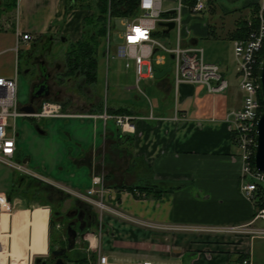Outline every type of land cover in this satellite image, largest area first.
<instances>
[{"label": "crops", "instance_id": "obj_1", "mask_svg": "<svg viewBox=\"0 0 264 264\" xmlns=\"http://www.w3.org/2000/svg\"><path fill=\"white\" fill-rule=\"evenodd\" d=\"M67 1H17L14 23L10 28L0 26V75L11 77L20 72L17 58L21 51L19 49L16 52L14 49L19 40V31L32 35L33 40L28 42L52 36L54 47L58 43L64 46L58 47L60 56L64 59L68 53L71 54L68 55L69 58L76 60V54L71 51L76 49V43L82 38L84 18L94 10L88 6H75L76 8L66 12ZM178 1L162 0L164 13H168L164 16V22L169 21ZM206 1L207 8L199 14L192 12L185 4L182 13V45L200 46L204 49L202 41L207 46L230 41L233 47L230 35L238 28L239 22L248 17L252 0ZM80 2L82 3L79 0L73 1L75 5ZM242 13L246 16L238 17ZM162 27L167 33L172 30ZM173 30L176 31V43L177 30ZM106 40L102 44L100 57L107 59ZM28 42L21 41L25 47ZM168 59L169 57L164 67L171 65ZM208 62L219 64L226 75L221 62ZM125 67L133 68L135 74L134 61H131L129 67ZM165 76L161 77L163 81L160 87L164 92L161 102L151 103V112L142 111L134 103L110 105L106 97L110 109L126 107L131 114L146 117L135 120L136 129L133 133H122L114 121L109 124V120L105 122L99 116H92L104 112V103H85L84 109L78 108V103H69L70 108H74V112H69V119L82 122H86V119L93 120L90 137H73L79 145L84 142L89 144L88 147L80 146L78 155L72 157L76 166L88 168V173H85L87 180L82 177L71 180L72 185H77V188H73L54 180L46 171L40 172L59 185L82 192L96 188L93 176L100 175L103 192H98L94 197L108 205V208L101 210L113 209L134 219L169 226L227 227L249 224L251 228L264 229V220L255 219L260 209L240 190L241 160L233 142L231 125L226 120L227 114L241 107L242 101L236 103L226 92L208 93L202 85L182 83L176 87L174 74L173 79ZM29 80L31 83L30 77ZM175 92L178 97L176 103H172L170 96L174 93V98ZM63 107L67 108L66 103H63ZM178 109L179 114H187L186 119L175 118ZM39 128L45 131L44 128ZM16 134L18 136L17 130ZM70 176L76 175L71 173ZM129 185L136 188L134 192L126 188ZM15 197L17 201L14 199V208L18 202L23 203L28 199ZM119 216L121 222L109 216L99 218L100 232H106L105 242L101 240L98 243L94 230L87 236L86 245L76 250L71 257L80 254L87 256L88 260L89 255L94 257L100 251L109 258L117 254L118 257L126 258V261H133L132 263L242 264L241 261L248 258L250 264H264L263 235L177 229H169L172 232L166 233L132 223L130 225L128 219ZM18 221L19 218L16 217L14 222ZM52 230L51 225L46 253L35 255H48Z\"/></svg>", "mask_w": 264, "mask_h": 264}, {"label": "built area", "instance_id": "obj_2", "mask_svg": "<svg viewBox=\"0 0 264 264\" xmlns=\"http://www.w3.org/2000/svg\"><path fill=\"white\" fill-rule=\"evenodd\" d=\"M19 1V0H18ZM246 25L248 28L245 37L233 40V52L237 63L236 71L239 89L243 93L242 105L239 108L231 110L226 120L230 123L233 132V141L237 149V155L241 160V182L240 189L249 199H255V194L260 185L264 186V171L258 169L254 163V152L256 147L257 120L264 104L259 96L258 77L256 65L260 60L261 51L264 48V0H253ZM185 4L182 0L178 1L174 14L168 19L175 23L177 30V40L174 46H167L154 36L159 21L164 20L162 0H140L139 14L132 17L120 18L124 27L119 34L120 41L116 44L114 51H111V38L108 32V43L105 56L107 60L111 57H117L125 61L129 67L131 61L135 64L136 88H140L141 82L146 78L155 77V68L167 64L168 54H172V72L174 74L175 85L178 87L182 83L190 85H202L208 93L218 94L227 91L229 80L226 78L221 67L217 63L208 62L204 56V49L200 46L184 47L182 45L181 29L183 26V9ZM207 7L206 0H197L195 5L189 7L194 12H202ZM255 7H257L255 9ZM109 29L111 24L109 21ZM18 38L15 51L20 49L21 41L28 42L33 39L30 33L18 32ZM159 47L160 51L155 52ZM113 53V55H112ZM154 59V61H152ZM70 114H65L62 104L54 100H46L35 112H26L21 109L18 100V73L14 76L0 75V163H4L20 175L37 180L42 183H49L68 191L74 196L88 203L95 204L101 208L108 206L101 200L94 197L98 192H103L100 187L102 177L93 176V184L96 188L88 189L85 192L71 189L67 186L54 183L44 173L29 168L20 160H15L18 146L15 121L18 117H34L37 119L56 118ZM100 117L105 122L114 120L116 125L124 133L134 132L136 129L135 120L146 117L135 116L127 113L111 114L105 110L102 114L92 115ZM175 118L186 119L187 114L176 112ZM13 120L14 124L11 123ZM98 187V188H97ZM15 202L8 198L5 192H0V223L4 215H12ZM115 211V210H114ZM118 215L125 217L140 225L162 230H193L197 232L213 233H237L260 235L264 229L251 228L249 224L240 226L211 227V226H169L158 225L149 221L134 219L130 215H125L115 211ZM264 219V209L260 210L255 219ZM154 229V230H155ZM2 233L0 231V264L6 257L3 252ZM8 258V255H7ZM250 259L243 260V264H250ZM28 264H35L33 255L30 256ZM68 264H116L112 262L108 255L98 252L97 260L94 261L89 255L85 263L71 262ZM132 264H153L151 261H136Z\"/></svg>", "mask_w": 264, "mask_h": 264}, {"label": "rangeland", "instance_id": "obj_3", "mask_svg": "<svg viewBox=\"0 0 264 264\" xmlns=\"http://www.w3.org/2000/svg\"><path fill=\"white\" fill-rule=\"evenodd\" d=\"M12 2L13 0H1L0 2L1 27L7 26L10 28L12 23H14L15 21V9L10 6L11 4L9 6L6 5ZM86 3L91 4L92 2L86 0L85 4ZM91 8L93 9L92 5ZM245 16V13L238 15V17ZM112 22L115 24V26L111 31V50L114 51L115 45L120 41L119 34L123 31V26L120 19L114 18ZM163 30L164 28L157 24V38L165 45L172 46V44L175 43L176 31L172 29L168 34H164L162 33ZM201 45L204 47V56L207 61H214L218 63L221 62V64H223V68L226 71L225 76L229 80L230 84L229 88L226 91V94L233 98L236 103H241L243 99V93L239 89L236 71L237 63L230 41H223L219 44H216L215 46H207L206 42L202 41ZM58 47L64 48L63 44H56L54 49L57 53H59ZM24 50H26V47L23 43H21V52L20 56L18 55L17 61L20 68V72L18 74V100L22 106L28 104L31 96V83L29 80V75L25 74L24 72V68L27 65V60L24 57ZM99 58L100 65L97 72L98 80L96 81L94 86L97 87L98 94L102 96L101 98L106 99L107 97L110 105H115V103H119L118 105H124L125 103H134L137 107L143 109L142 111L151 112V103L161 102L160 98L164 94V92L161 89L160 84L162 83L163 78L154 77L143 80L140 84V88L142 91H139L136 87H134L136 86V79L133 68H126L124 61L117 57H111L107 60L104 56L100 57L99 55ZM61 59L62 61H64L62 56ZM69 60L73 61L72 57ZM168 63H172L170 57L168 59ZM160 67L162 69L164 68V66ZM165 77L173 79V73L171 72ZM63 88L66 89V96L64 98V101H66L65 103L67 105V108L63 107V103L62 107L64 112H68L65 114L74 112V108H70L69 106V94H74L73 100L72 98L70 99L72 101L89 103V99L86 100V96H90V93H88V91L85 92L84 90L74 88L71 86V83L64 84ZM93 89L94 88H92V91ZM173 94L174 93L171 94L170 100L172 101V103H176V97L178 96H176L175 92L173 98ZM80 121L81 120H74L73 118L69 119L68 115H66L65 117L62 116L60 118L44 119L18 117L15 121V126L18 133V153L14 159L22 161L31 169L46 171L51 178L58 182L67 184L73 188H77L76 184H71V180H77L79 177H82V179L85 180V173H88V168L85 166H76L72 162V157L78 155L77 151L80 146L88 147L89 144L84 142L82 143V145H79V142H77L73 137L77 135H83L85 138L90 137L91 130L93 129V120L86 119V122ZM112 121L113 120H109L108 123L111 124ZM11 123L14 124L13 120H11ZM38 127L44 128L46 133H40L38 131ZM100 143L101 140L99 139L98 144ZM71 173L75 174L76 176L71 177ZM50 177L49 179H51ZM19 179V172L4 163H0V192H5L6 194H9V192L12 193L13 202L17 201L15 196H17L18 198L26 197L30 199V201L26 199V201H24L23 203L18 202L17 206L14 208V211H12L13 214H15V218H19V221L14 223L13 233L11 234L9 239L11 244V253L15 255L13 257L14 259L12 263L28 264L30 256L33 255L35 262V259L38 257V255L35 254L46 253L48 245L49 208L41 206L43 204L42 201L47 198L44 193L43 196L46 198L42 199L41 201L37 200V197H33L34 192L42 188L38 183L39 181L35 180L33 185H31L29 188H26L27 181H24L21 184L18 183ZM53 182L55 183V181ZM45 187H50L53 190L55 189V187L49 183H45ZM13 188H15L14 193L12 192ZM45 189L47 190V188L43 189L46 193ZM55 191L57 194H59V192H57V188L55 189ZM65 192L69 193L68 191ZM71 195L74 196L73 194ZM46 201L49 203L47 199ZM68 204L69 202H66L65 207H67ZM92 205L94 210L99 214V218H101L102 216H109L115 219H119L118 221L121 222V217L113 209L112 211L101 210L99 206L95 204ZM260 219L264 220L263 218ZM128 223L130 225L132 223V225L141 226L143 228H149L153 230L155 229L140 225L131 220H128ZM254 228L259 229L257 227ZM94 229L98 243H100L101 240L102 242H105L104 239L106 237V232L104 230V232H100V229L98 227H95ZM155 230L166 233L172 232V230L166 231L158 228ZM53 232L54 234L57 233L55 226L53 227ZM176 232L178 233L179 231H174V233ZM235 234L245 235L243 231L237 232ZM260 235L264 236V231H262ZM121 240L122 238L119 239V241ZM106 251L109 252L108 250ZM110 260L116 264H130L133 262L126 261V258L120 256L118 257L117 254L113 255Z\"/></svg>", "mask_w": 264, "mask_h": 264}, {"label": "flooded vegetation", "instance_id": "obj_4", "mask_svg": "<svg viewBox=\"0 0 264 264\" xmlns=\"http://www.w3.org/2000/svg\"><path fill=\"white\" fill-rule=\"evenodd\" d=\"M54 48V39H49V37L34 42H28L26 45L24 57L27 60V65L24 68V72L29 75L31 79V96L28 103L31 102L35 110L47 99L65 103L66 101H64V98L66 96V89L63 88V85L71 83L72 87L90 93V96H86V100L89 99V103L102 105L101 96L98 94L97 87L94 86L96 81L93 83L87 81L85 74L81 71V67L77 66L78 61L69 60L70 58L68 55L71 54L67 53L64 61H62L60 54L57 53ZM37 85L46 86L36 88L35 86ZM92 88L95 90L93 89L92 91ZM38 91H40L39 94L37 93ZM34 94L35 97H33ZM73 95V93L69 94L68 97L73 100ZM70 99H68L70 103H78V108L84 109L83 106H85V103L75 102ZM21 107L23 106L21 105ZM39 185L42 188L35 191L33 197H37V200L40 201L47 197L46 199L52 207L53 227L55 226L57 231V233L54 234L52 230V237L54 236L60 240L55 248L68 246V230L70 227L77 232L75 247L67 252V258L73 256L76 250L86 245L87 236L95 230L94 228L96 226H99L98 218L96 217L97 213L93 208H90L78 199L61 193L57 194L55 189L53 190L50 187H45L43 184ZM44 188H47V190L45 189L46 193L43 190ZM14 190L15 188H13V193ZM43 193L46 197L43 196ZM66 202H69L67 207H65ZM80 210L84 211V222L80 218ZM81 225H84L82 229ZM55 260L56 257H54L52 253H49L48 257H44L40 264H52Z\"/></svg>", "mask_w": 264, "mask_h": 264}, {"label": "trees", "instance_id": "obj_5", "mask_svg": "<svg viewBox=\"0 0 264 264\" xmlns=\"http://www.w3.org/2000/svg\"><path fill=\"white\" fill-rule=\"evenodd\" d=\"M74 0H68L66 6V12H69L73 8L76 7H84L88 6L91 8L93 6V13L84 18L83 21V34L82 38L76 43V49L72 50L71 53L76 54V59L78 61L77 66L81 67V71L85 74V78L88 82L93 83L97 79V71L99 65V55L100 51L102 50V44L105 43V40L108 35V22L109 20L112 22L113 19H119L125 16H135L139 14V0H89L90 3H86V0H79L82 1L79 4L75 5L73 3ZM184 4L192 7L195 5L197 0H182ZM11 4V5H10ZM6 5H10L13 8L17 6V0H13L12 3H8ZM76 6V7H75ZM257 7H255L256 9ZM168 13H165L164 16H167ZM113 23V22H112ZM248 28L246 25L245 20H241L239 22L238 28L233 31L230 35V39L234 40L236 38L245 37L247 34ZM157 31L154 32V36L157 37ZM164 34H168L167 31L164 29ZM264 54V48L261 51L260 56L262 57ZM261 59V58H260ZM259 63V61H258ZM258 69V64L256 65V72ZM260 99L262 101L261 95L259 94ZM103 103V102H101ZM263 103V101H262ZM264 104V103H263ZM104 108V104H103ZM264 110V106L262 111ZM111 113H131L126 107H119L110 109ZM254 161V160H253ZM26 182V188H29L31 185L34 184L33 179H26L24 176H20L18 183ZM37 182V181H36ZM40 184V182H38ZM131 192H134L136 188L134 186H127L126 187ZM59 193H63V191L57 190ZM64 194V193H63ZM66 196H69L68 194ZM43 203V204H42ZM42 205L49 204L46 199L42 201ZM254 204L256 205L257 209H264V186L260 185L256 191ZM92 208L91 206H89ZM98 218V214H96ZM99 223V220H98ZM51 225L53 227V220L51 221ZM59 241L56 237L51 238V249L55 247L56 243L59 244ZM96 258V255L93 257ZM242 258V257H240ZM51 260V259H49ZM67 261H75L80 263L87 262V256L84 255H77V257L69 256ZM242 263V261H241ZM40 264V263H35Z\"/></svg>", "mask_w": 264, "mask_h": 264}, {"label": "water", "instance_id": "obj_6", "mask_svg": "<svg viewBox=\"0 0 264 264\" xmlns=\"http://www.w3.org/2000/svg\"><path fill=\"white\" fill-rule=\"evenodd\" d=\"M160 26L166 27L168 31L174 28V22L173 21H160L159 22ZM49 39H53L52 36L49 37ZM64 39V38H63ZM160 50L159 47L155 48V51ZM173 57V55H171ZM172 70L171 66H168L164 69H159L155 68V77L156 78H161L165 76L166 74L170 73ZM257 76H258V87H259V92L262 98V101L264 103V54L261 57L259 64H258V71H257ZM46 85H37L35 86L36 88H42L45 87ZM38 94L40 91L37 92ZM35 97V94L34 96ZM32 97V98H33ZM22 110L28 111V112H34L35 109L32 105L31 102L26 104L25 106L22 107ZM38 131L40 133H44L45 131L41 128L38 127ZM254 159H255V166L264 171V110L260 113L258 120H257V136H256V147H255V153H254ZM11 194H8V198L11 199ZM44 207L49 208V220H48V242L50 240V227H51V215H52V207L50 205H44ZM83 210H80L79 215L81 220L84 222V215H83ZM84 227V225H81V229ZM68 246L67 247H62V248H55V249H48V253H52L54 257H56V260L52 264H66L67 262V255L68 251L73 249L75 247V242H76V237H77V232L75 229L72 227L69 228L68 230ZM42 258L37 257L36 258V263H41Z\"/></svg>", "mask_w": 264, "mask_h": 264}, {"label": "bare ground", "instance_id": "obj_7", "mask_svg": "<svg viewBox=\"0 0 264 264\" xmlns=\"http://www.w3.org/2000/svg\"><path fill=\"white\" fill-rule=\"evenodd\" d=\"M16 220L15 218V214H12L10 216L8 215H4L2 217V221L0 223V231L2 233L1 235V239H2V243H3V249L5 252L4 254L6 255L5 258H3V263L5 264H13V257L14 255L11 253V244H10V236L13 233V228H14V221ZM8 255V258H7Z\"/></svg>", "mask_w": 264, "mask_h": 264}]
</instances>
